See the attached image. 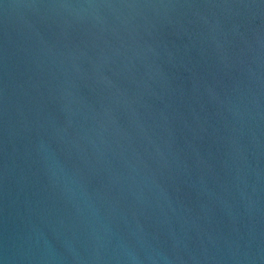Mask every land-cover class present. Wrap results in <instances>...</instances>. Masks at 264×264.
<instances>
[{
	"label": "water",
	"instance_id": "water-1",
	"mask_svg": "<svg viewBox=\"0 0 264 264\" xmlns=\"http://www.w3.org/2000/svg\"><path fill=\"white\" fill-rule=\"evenodd\" d=\"M0 264H264V0H0Z\"/></svg>",
	"mask_w": 264,
	"mask_h": 264
}]
</instances>
